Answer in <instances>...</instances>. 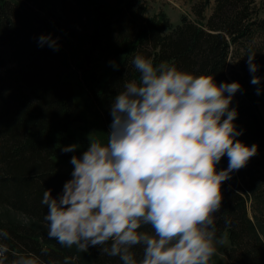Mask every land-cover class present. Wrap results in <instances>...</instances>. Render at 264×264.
I'll return each instance as SVG.
<instances>
[{"label":"trees","instance_id":"obj_1","mask_svg":"<svg viewBox=\"0 0 264 264\" xmlns=\"http://www.w3.org/2000/svg\"><path fill=\"white\" fill-rule=\"evenodd\" d=\"M209 5L210 0H200L193 4L195 18L182 15L173 24L162 10L149 15L142 0H0V228L10 232L13 249L45 248L61 264L65 257L67 264H121L96 246L74 254L50 242L41 200L45 188L55 196L71 178L73 168L59 171L58 159L82 154L79 148L61 151L72 143L70 127L82 116L65 78L71 64L107 132L111 99L125 79L138 78L132 59L141 53L156 63L213 72L217 83H241L230 103L238 109L236 126L244 129L237 139L257 143L258 151L222 182L217 231L226 233L225 254L234 264H264V120L247 63L249 52L256 53V74L264 78V0H213L205 18ZM41 33L57 37L59 49L38 46ZM119 55L118 67L101 80L98 63ZM227 165L225 155L217 170ZM1 208L28 220L12 222Z\"/></svg>","mask_w":264,"mask_h":264},{"label":"clouds","instance_id":"obj_2","mask_svg":"<svg viewBox=\"0 0 264 264\" xmlns=\"http://www.w3.org/2000/svg\"><path fill=\"white\" fill-rule=\"evenodd\" d=\"M37 43L59 49L52 33L39 34ZM255 55L249 52L247 63L259 94L264 78L256 74ZM132 64L138 78L125 79L112 97L106 141L90 139L82 154L71 156L62 191L43 192L47 235L68 248L96 246L121 264H209L223 242L217 235L222 182L258 151L257 143L237 139L244 129L230 103L242 85L141 53ZM225 155L227 167L217 170ZM11 239L0 228V264H61L45 248L13 249Z\"/></svg>","mask_w":264,"mask_h":264},{"label":"rangeland","instance_id":"obj_3","mask_svg":"<svg viewBox=\"0 0 264 264\" xmlns=\"http://www.w3.org/2000/svg\"><path fill=\"white\" fill-rule=\"evenodd\" d=\"M147 5V13L153 14L159 10L166 13L173 24L180 22V17L186 15L190 18H195L193 14V4L199 2L200 0H142ZM213 0H210V5L205 9V18L211 12V5ZM123 55H119L114 59L103 61L98 63V73H100L101 80H104L114 69L113 64L110 61H115L116 65H119ZM11 66V64H9ZM66 72V79H68L74 88V101L79 105L81 110V119L70 127V131L74 135L72 143H77L78 148L83 152L89 145L90 139H101L106 141V131L101 117V112L92 99L90 98L88 92L86 91L82 80L80 71L76 66L71 64V67ZM257 95L256 107L259 111L262 119L264 120V89ZM74 166L70 163V160H60L57 161V169L59 171H66ZM5 212L4 216L9 217L12 222H22L26 223V216L17 213L10 209L1 208ZM249 213L250 209H249ZM217 235L222 238L223 242L217 244V252L211 258L214 264H234L225 254V249L229 247V239L224 231H217ZM55 240V238H49V241ZM65 248H68L64 246ZM70 249L74 254L82 253L75 245Z\"/></svg>","mask_w":264,"mask_h":264}]
</instances>
